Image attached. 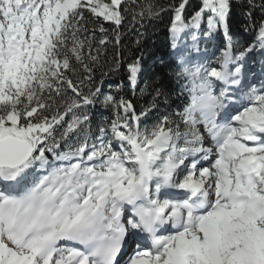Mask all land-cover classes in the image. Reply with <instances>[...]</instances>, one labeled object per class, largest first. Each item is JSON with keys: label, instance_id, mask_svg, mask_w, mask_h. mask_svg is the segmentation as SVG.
I'll use <instances>...</instances> for the list:
<instances>
[{"label": "snow or ice", "instance_id": "1", "mask_svg": "<svg viewBox=\"0 0 264 264\" xmlns=\"http://www.w3.org/2000/svg\"><path fill=\"white\" fill-rule=\"evenodd\" d=\"M125 3L0 0V264H264V84H246L264 20L243 46L232 0H200L187 21L179 0L172 48L193 30L197 52L201 35L223 47L216 64L180 56L179 120L141 127L154 109L84 91L99 58L84 12L119 28ZM127 71L135 89L141 63ZM98 102L113 116L93 130L83 109Z\"/></svg>", "mask_w": 264, "mask_h": 264}, {"label": "trees", "instance_id": "2", "mask_svg": "<svg viewBox=\"0 0 264 264\" xmlns=\"http://www.w3.org/2000/svg\"><path fill=\"white\" fill-rule=\"evenodd\" d=\"M261 2L262 0H255L257 5ZM178 3L179 0H126L124 7L128 11L123 13L124 20L119 28L102 18L98 19L88 11L84 12L89 31L82 33L81 37H90L93 48H99L98 61L92 65L95 69L94 80L84 91L87 92L89 87H100L105 95H113L117 100L121 97L129 99L135 105L137 113L143 109H154L142 121L141 127L150 126L161 115H171L172 119L178 121L179 117L174 114L182 110L188 99L187 92L182 90L186 81L177 77V65L180 56L187 58L196 51L192 41V36L196 33L193 30L179 37L177 47L181 45L180 53H177L179 48H172L170 24L174 16L173 6ZM149 4L153 6L154 14L145 12L142 16L141 10ZM199 4L200 0H188L183 13L186 21L191 18ZM261 20H264V13L259 7L251 8L247 0H232L229 28L234 41L239 45L247 46L252 43ZM101 26L106 30L103 33L100 32ZM202 27L206 29V21ZM117 33L120 41L118 45ZM101 38H106L108 42L100 45ZM223 42L222 32L214 33L211 42L201 35L198 46L205 47L209 51V63L216 64L212 57L223 47ZM85 52L87 54V49ZM92 54L95 55V51ZM137 60L141 63L142 71L137 79V89L134 90L128 84L127 65ZM247 69L263 77L264 54L259 50L252 52L247 59ZM83 111L91 117L93 130L102 121L110 122L113 116L112 109L104 108L99 102L87 106Z\"/></svg>", "mask_w": 264, "mask_h": 264}, {"label": "rangeland", "instance_id": "3", "mask_svg": "<svg viewBox=\"0 0 264 264\" xmlns=\"http://www.w3.org/2000/svg\"><path fill=\"white\" fill-rule=\"evenodd\" d=\"M103 1H104V0H103ZM129 84H130V83H129ZM130 85H131V84H130ZM131 87H132V85H131ZM198 127H200L201 130H203V129H202V126H198ZM205 146H206V147H213V149H214V146L212 145L211 140L208 139L207 137L205 138ZM204 166H207V164H205Z\"/></svg>", "mask_w": 264, "mask_h": 264}]
</instances>
